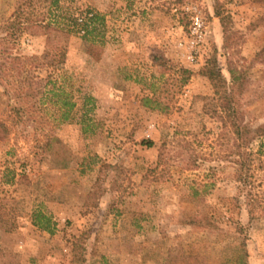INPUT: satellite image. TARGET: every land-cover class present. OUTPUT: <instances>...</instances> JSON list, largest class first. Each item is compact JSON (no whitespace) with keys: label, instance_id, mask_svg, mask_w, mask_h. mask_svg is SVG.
I'll use <instances>...</instances> for the list:
<instances>
[{"label":"rangeland","instance_id":"1","mask_svg":"<svg viewBox=\"0 0 264 264\" xmlns=\"http://www.w3.org/2000/svg\"><path fill=\"white\" fill-rule=\"evenodd\" d=\"M49 1L0 0V63L58 49L74 103L62 125L50 103L21 123L19 69L1 77L0 264H264V0ZM43 18L65 30L51 44ZM49 61L25 68L34 95ZM213 62L245 144L201 74Z\"/></svg>","mask_w":264,"mask_h":264},{"label":"trees","instance_id":"2","mask_svg":"<svg viewBox=\"0 0 264 264\" xmlns=\"http://www.w3.org/2000/svg\"><path fill=\"white\" fill-rule=\"evenodd\" d=\"M31 2V0H28V2ZM57 5V0H51L49 1L48 9L49 12L51 11L50 7H55ZM19 7L15 11L18 16L20 14L19 12ZM17 15H15L16 17ZM90 22H94L97 20V16H93L92 14L87 17ZM18 20V18H17ZM74 20V19H73ZM76 21V20H75ZM28 22H33V21H28ZM16 21L8 23V28H11L15 25ZM34 25H36L37 28L43 29L45 31L47 41L50 42L51 44V33H55L58 35L63 34L65 32L64 29H61L60 27H54L51 23V21H46L45 18L36 20L33 22ZM74 26L75 23L73 24ZM84 25V24H83ZM73 26V27H74ZM68 32V31H67ZM9 34V32H8ZM49 48V45H48ZM62 57V54L59 53L58 49H46L45 53L43 56L40 58L37 57H20V56H14L9 53L2 55L3 62L0 63V80L1 77L4 76L5 74L8 73V71H14V68L19 69L16 76V79L21 80L17 81L19 85L23 87V89H20L19 92L17 93L18 97V105L13 107V111L15 113V117L17 118L16 120H19L21 123H32V119L29 115L30 113V108H34V110L46 108L48 103H50L52 106H54L58 112L57 114L52 118V122L57 126V125H62L67 121H70L73 117V108H74V103H73V94L72 92L66 91L64 87H62L61 83L64 82L62 79V75L57 73L59 72L58 66H54L55 64H60L57 63L59 58ZM258 60L261 64H264V49L260 51L257 56ZM47 58H49V62L53 71L45 78L46 82L45 85H50L49 90L46 92H41L42 86L41 82L43 80L38 79L35 95H34V89L33 92L31 89L29 90V82L32 84V77L27 76H22L23 73L25 72V68L28 65L32 64H39L41 61H45ZM60 61V60H59ZM11 65V66H9ZM201 74L208 78V80L211 82L212 87L215 91V94L221 97L220 99V107L223 111V117L225 118L226 122L224 124H227V121L230 123L231 127L234 128V133L236 136L239 137V139L242 141L243 144L247 142L245 140V136L247 134V130L245 127H242L241 125H238L236 123V120L234 119L235 115H238V108H237V101L234 99H231L229 95H227V82L222 76L221 72L217 69L216 64L210 63L206 68H204L201 71ZM180 75H181V86H184L187 81L190 79L192 72L187 70V69H180ZM236 78H232V82L235 81ZM242 82L239 84L238 90L242 92L241 90H244L245 88V80L241 79ZM35 83V84H36ZM65 83V82H64ZM231 86L233 83H229ZM42 93V94H41ZM41 94L43 99H38L37 95ZM143 105L145 107H148L152 110L157 109L159 102L154 99L153 97L151 98H144L143 99ZM39 123V122H37ZM259 134L264 135V127H259L258 131ZM147 147H151L152 143L150 141L144 142ZM240 149L241 146H238ZM249 157V155H247ZM264 156V153H263ZM243 167V166H242ZM45 219L41 213L36 212L33 215L32 223L35 226H38L39 228H43L40 221ZM47 220V219H45ZM46 230V229H44ZM243 245V244H242Z\"/></svg>","mask_w":264,"mask_h":264},{"label":"built area","instance_id":"3","mask_svg":"<svg viewBox=\"0 0 264 264\" xmlns=\"http://www.w3.org/2000/svg\"><path fill=\"white\" fill-rule=\"evenodd\" d=\"M195 26H196V28H195V33H197V32H198V29H199V27H200V24H199V22H198L197 19L195 20Z\"/></svg>","mask_w":264,"mask_h":264}]
</instances>
